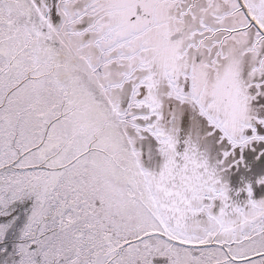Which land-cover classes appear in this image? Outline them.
<instances>
[{
  "label": "snow or ice",
  "instance_id": "obj_1",
  "mask_svg": "<svg viewBox=\"0 0 264 264\" xmlns=\"http://www.w3.org/2000/svg\"><path fill=\"white\" fill-rule=\"evenodd\" d=\"M0 264H264V0H0Z\"/></svg>",
  "mask_w": 264,
  "mask_h": 264
}]
</instances>
